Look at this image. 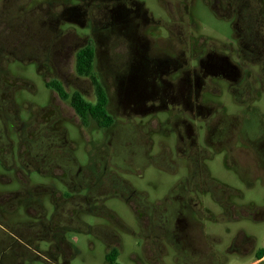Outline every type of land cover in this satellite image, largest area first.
Masks as SVG:
<instances>
[{
    "label": "flooded vegetation",
    "instance_id": "obj_1",
    "mask_svg": "<svg viewBox=\"0 0 264 264\" xmlns=\"http://www.w3.org/2000/svg\"><path fill=\"white\" fill-rule=\"evenodd\" d=\"M99 1L113 3L109 12L104 13L108 27L113 26L111 18L122 14L118 24L122 30L125 26H130L132 30L129 36H120L121 43L125 46L126 42L125 47L129 52L128 58L126 55L127 69L123 75L119 73L114 79L116 88H124L125 95L116 90L110 96L105 89V111L109 122L100 123L91 116L83 119L75 112L76 116L70 117L63 112V107L52 103V96L46 106L38 107L35 114L26 119L21 117L20 104H15L11 99L0 100V164L14 174L9 180L0 175V181L9 184L14 180L18 186L17 190L0 192V264H24L26 259L32 258L40 259L45 264H69L75 252L64 236L69 230L94 234L107 251L105 260L108 255L118 257L121 239L114 227L116 224L122 225V222L104 206L109 198L128 205L140 228L143 256L148 264H230L234 259L247 260L246 264H264V244L257 246L255 237L242 228L231 230L225 226V223L234 220L238 222L245 216L257 221L258 210L255 208L247 212L240 204L243 195L241 191L212 178L204 162L208 148L224 152L228 157H233L235 152H243L246 145L256 154L258 151L261 152L259 155L264 153L263 137L246 134L241 129V118L235 123V116H227L224 106H207L209 102L200 97L204 90L205 76L228 79V74L233 71L236 77L241 78L240 70L221 52H207L200 60H194L195 66H188V60L180 56L172 58L153 53L147 47L146 36H138L136 32L144 22L152 21L151 16H145L147 10L142 8L141 2ZM77 7L73 6L72 11ZM76 14L75 11L69 13L72 17ZM88 32V35H92L94 30L89 28ZM254 41L252 36L247 38L244 49L259 55L261 50ZM85 47H90L86 40L78 51ZM93 50L95 65L99 51L94 47ZM55 60L56 74L64 76L63 69L67 62L57 56ZM172 74L176 75V85L168 82L167 78ZM229 78L236 86H241L236 78ZM225 82L230 89L231 83ZM56 83L61 85L58 81ZM45 84L50 93L56 92ZM57 96L59 102L68 100ZM97 100L95 94L90 103L96 105ZM68 104L73 108L70 101ZM215 104L223 105L219 102ZM166 105H174L181 113L187 112L190 120L201 124L195 129L186 119L180 118L181 113L174 116V129L169 131L173 135L178 131L187 134L189 141L183 148L178 144L181 142L179 136L172 150L167 151L160 139L156 144H149L147 136L155 131L146 127L141 135L133 126L132 119L135 116H165ZM49 109L54 113H48ZM120 114L125 115L128 122L131 120L124 128L129 136L124 148L114 145L117 131L123 130L117 120ZM241 115L243 118L245 111ZM74 119L79 120V125L73 123ZM225 119L230 120V124H226ZM168 121L166 119L165 123ZM65 123L76 126L79 132L81 128L86 130L89 123H93L94 128L88 133L102 136L99 146L91 138L86 140L80 132L86 165H81L74 156L75 145L69 140ZM34 124L38 127L32 130ZM137 133L141 139L139 146L133 144ZM199 135L206 145L198 144ZM171 153L189 155L191 160L180 163L181 167L177 163L172 165L175 169H184V176L179 178L166 196L153 201L146 194L137 193L117 171L119 168L122 172L134 173L133 162L139 160L143 163L142 168L150 166L161 172L159 164L170 161ZM261 165L254 166L255 172L259 170V174L264 175V163ZM32 173L48 177L52 183L33 184L30 179ZM238 179L243 181L241 173H238ZM229 191L233 193V198ZM42 195L49 197L53 208L49 220H46L47 211ZM19 211H23L35 222L25 224L20 221L17 218ZM15 214L16 220L13 219ZM84 215H103L105 221L92 226L82 221ZM206 223H210L211 227L207 228ZM37 240L50 244L46 253L35 245Z\"/></svg>",
    "mask_w": 264,
    "mask_h": 264
},
{
    "label": "rangeland",
    "instance_id": "obj_2",
    "mask_svg": "<svg viewBox=\"0 0 264 264\" xmlns=\"http://www.w3.org/2000/svg\"><path fill=\"white\" fill-rule=\"evenodd\" d=\"M137 1L141 2L142 8L147 10L145 16H151L154 21L144 22L142 28H137L136 31L138 36H146L147 47L153 53L168 55L172 58L180 56L181 59L188 60V66H195L194 60H200L209 51L226 54L228 61L240 70L241 78L236 77L233 71L226 73L228 79L205 76L204 90L200 94L201 100L209 102L207 106L213 108L224 106L227 116H235V123L241 118V129L243 128L246 134L264 138V0ZM111 4H113L112 1L103 3L99 0H0V100L11 99L15 104H20L21 117L26 119L34 115L38 107L46 106L52 96L53 104L63 107V112L70 117L76 116L75 110L68 104L69 101L60 100L59 102L58 94L50 93L45 83L49 85L53 81H58L68 96L78 91L85 100L89 102L94 100L95 88L91 78L78 77L75 70L76 53L84 40L89 46L99 51V59L97 63L95 62L93 69L94 77L102 83L110 96L116 90L121 91L116 88L114 79L117 74L123 75L126 71L129 52L121 43L120 36L125 34L129 36L132 30L130 26L128 28L125 26L122 30L118 24L123 15L111 18L110 22H113V26L108 27V19L104 13L109 12ZM73 6L78 7L72 11ZM98 6L99 10H97ZM74 11L81 16L78 14L75 17L70 16L69 13ZM88 27L94 30L92 35H88ZM106 36H110L112 42L104 39ZM248 36H252L259 46L261 50L259 55L244 49ZM56 56L67 62V66L63 69L64 76L59 74L58 76L55 72ZM191 58L194 59L190 61ZM229 76L236 78L235 80H238L241 86H236ZM167 79L171 84H177L176 75L172 74ZM223 80L231 83L230 89ZM218 102L223 105H216L215 103ZM164 111L165 116L163 114L159 117L135 116L132 119L133 126L141 135L146 127L155 131L147 136L149 144H156L160 139V143L166 146L167 151L172 150L179 136L181 142L178 144L183 148V145L189 141L187 134L178 131L176 135H173L169 131L174 129L172 127L174 116L176 114L179 116L181 111L174 105H168ZM244 111L245 115L242 118L241 113ZM47 112L54 113L50 109ZM117 118L123 130L117 131L114 145L122 148L127 144V138L129 139L124 128L130 124L131 120L128 122L127 117L122 114ZM180 118L186 119L187 123L195 129L201 125L196 120H190L187 112H182ZM166 119L170 122L165 123ZM74 120L73 123L76 126L79 125V120ZM230 122L225 119L226 124ZM64 125L69 140L75 145L74 156L81 165H86L80 132L86 140L91 138L99 146H101L102 136L97 133H88L94 128L93 123H89L86 130L81 128L80 132L76 126L67 123ZM37 127V124H34L32 130ZM138 133L133 139V144L136 146H139L141 141L140 137H137ZM198 137V144L202 146L204 144L201 140L202 136ZM13 140L15 144V139ZM208 149L204 162L210 169L211 177L241 191L243 195L240 204L247 212L255 208L258 210L259 220L257 221L245 216L238 222L235 220L227 222L225 226L231 230L237 227L242 228L247 234L255 237L257 246L263 245L264 175L259 174V170L255 172V167L264 163V153L259 155L261 152L258 151L256 154L248 145L243 148V152H235L233 157H228L224 152H217L212 148ZM183 155L171 153L170 161L159 164L161 172H157L150 166L142 168L143 163L139 160L133 162L134 173L122 172L119 168L117 171L137 193L146 194L148 199L153 201L166 196L179 178L184 176L185 170L180 167L191 159L189 155ZM5 160L7 162V159ZM167 160H169L168 156ZM170 162L173 163L170 164ZM174 163L179 164L180 167L175 169V166H172ZM238 173L243 176L242 182L238 179ZM0 175H4L6 180L14 177L12 171L4 169L1 164ZM30 179L33 184L52 183L48 177L43 178L33 173ZM58 187L61 189L59 185ZM17 189L18 186L14 180L9 184H3L0 181V192ZM229 192L233 198V193ZM42 202L47 211L46 220H49L53 212L49 197L42 195ZM104 206L114 212L122 222V225L116 224L114 227L121 239L117 263L148 264L143 256L140 228L128 205L109 198ZM261 216L263 217L260 220ZM17 218L25 224L35 222L23 211L18 212ZM81 218L83 222L92 226L103 224L105 221L103 215H84ZM13 219L16 220V214ZM206 226L210 228L211 224L206 223ZM64 236L75 251L69 264H106L107 251L94 234L69 230ZM35 245L44 253L50 246L47 242L40 240H37ZM231 262L230 264H246L247 260L234 259ZM24 264H45V262L32 258V260L26 259Z\"/></svg>",
    "mask_w": 264,
    "mask_h": 264
},
{
    "label": "trees",
    "instance_id": "obj_3",
    "mask_svg": "<svg viewBox=\"0 0 264 264\" xmlns=\"http://www.w3.org/2000/svg\"><path fill=\"white\" fill-rule=\"evenodd\" d=\"M123 12V11H122ZM122 14L120 15V17ZM110 36H106L104 39L111 40ZM125 42V46H126ZM94 50L93 47H85L80 49L76 53L75 59V70L79 76L91 78L92 83L95 88V94L97 97V104H91L90 102L86 101L79 93L73 92L70 96L63 90L60 84L56 82H52L49 84L57 93L58 95L64 99L69 100L75 113L81 118H87L91 116L95 118L98 122L108 123L109 119H107L106 111H105V104L107 99V94L105 92V88L95 77L93 73L94 67ZM121 93L123 95L125 90L124 88L121 89ZM106 264H118L116 255H108L106 258Z\"/></svg>",
    "mask_w": 264,
    "mask_h": 264
}]
</instances>
